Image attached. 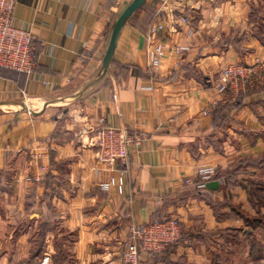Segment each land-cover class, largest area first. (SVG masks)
<instances>
[{"label":"crops","instance_id":"1","mask_svg":"<svg viewBox=\"0 0 264 264\" xmlns=\"http://www.w3.org/2000/svg\"><path fill=\"white\" fill-rule=\"evenodd\" d=\"M132 1L18 0L14 20L30 29L38 64L0 69V264H126L130 226L169 218L181 240L139 264H264V226L244 221L264 217L252 187L264 184V0H147L103 76ZM179 17L189 24L174 26ZM183 44L191 50L175 55ZM229 64L256 74L221 94ZM104 126L145 135L125 165L98 164ZM121 176L122 189H100Z\"/></svg>","mask_w":264,"mask_h":264},{"label":"built area","instance_id":"2","mask_svg":"<svg viewBox=\"0 0 264 264\" xmlns=\"http://www.w3.org/2000/svg\"><path fill=\"white\" fill-rule=\"evenodd\" d=\"M183 1L185 0H180V2ZM17 4L18 0H0V68L31 74L36 71L38 64L37 48L30 29L15 23L14 13ZM181 24H189L188 18L175 19L174 26ZM164 30L165 26L162 24L150 27L152 35ZM193 34V30L188 29V37H192ZM190 50L189 45L183 44L175 47L173 53L182 55ZM154 53L155 57L151 60L150 67L157 71L161 66V48L156 47ZM256 62L261 63L258 59ZM262 64L264 66V62ZM255 74L253 68L229 64L221 73L216 89L221 94L227 93L230 88L240 93ZM28 114L32 115V111L28 110ZM144 139L145 135L129 133L120 127L99 128L94 141L98 164L111 169L119 164L125 165L129 161L131 145L140 144ZM215 173L216 170L211 167L199 170V176L203 182L211 179ZM124 185L125 179L121 176L119 179L111 177L101 182L99 187L103 192H109L114 186L122 189ZM199 188H203V183ZM181 238L182 226L177 218L162 219L147 224H133L129 228L124 261L126 264H139L141 253H162L167 247L177 244ZM40 264H51L50 259L47 257Z\"/></svg>","mask_w":264,"mask_h":264},{"label":"water","instance_id":"3","mask_svg":"<svg viewBox=\"0 0 264 264\" xmlns=\"http://www.w3.org/2000/svg\"><path fill=\"white\" fill-rule=\"evenodd\" d=\"M146 2L147 0H133L132 3L122 12L114 24L110 45L103 61V76L106 75L109 70L121 30L123 29L126 22L132 17V15L140 10L146 4Z\"/></svg>","mask_w":264,"mask_h":264},{"label":"trees","instance_id":"4","mask_svg":"<svg viewBox=\"0 0 264 264\" xmlns=\"http://www.w3.org/2000/svg\"><path fill=\"white\" fill-rule=\"evenodd\" d=\"M37 59H38V50H37ZM0 69L9 70V69H5V68H0ZM10 71H14V70H10ZM14 72H17V71H14ZM17 73H21V72H17ZM22 74L27 75L26 73H22ZM198 185H199V183H198ZM3 187H4V185L0 182V192H2ZM252 187H254V190H253L254 197L257 199L259 204L263 206L264 205V200H263V198H258V195L259 194H264V184L253 182L252 183ZM199 190H202V189H199ZM158 220H162V219H158ZM158 220H155L153 222H156ZM244 221H245V223L247 225H250V226H253V227L264 226V217H262L261 215H259L258 217H254V218L246 216V217H244Z\"/></svg>","mask_w":264,"mask_h":264},{"label":"rangeland","instance_id":"5","mask_svg":"<svg viewBox=\"0 0 264 264\" xmlns=\"http://www.w3.org/2000/svg\"><path fill=\"white\" fill-rule=\"evenodd\" d=\"M259 250H260V249L257 247V248H256V252H255V255L258 256V257H259V256H262V253L264 254V250H263V249H262V251H261V250L259 251ZM260 252H261V253H260Z\"/></svg>","mask_w":264,"mask_h":264}]
</instances>
